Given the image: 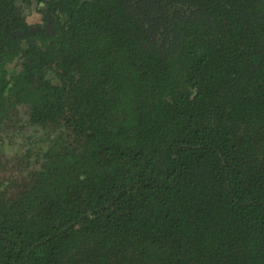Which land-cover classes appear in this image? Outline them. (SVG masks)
<instances>
[{"label": "trees", "instance_id": "1", "mask_svg": "<svg viewBox=\"0 0 264 264\" xmlns=\"http://www.w3.org/2000/svg\"><path fill=\"white\" fill-rule=\"evenodd\" d=\"M0 264H264V0H0Z\"/></svg>", "mask_w": 264, "mask_h": 264}, {"label": "flooded vegetation", "instance_id": "2", "mask_svg": "<svg viewBox=\"0 0 264 264\" xmlns=\"http://www.w3.org/2000/svg\"><path fill=\"white\" fill-rule=\"evenodd\" d=\"M36 19H37V21H35L33 24H31V22L28 21V24H29L31 27H34V28H32V29L30 30V32H31L33 29L37 31V30H39V28H40V29L45 30L46 33H49L50 30L47 28V24H46V25H43V24H42V21H41L39 18H36ZM39 26H41V27H39Z\"/></svg>", "mask_w": 264, "mask_h": 264}, {"label": "rangeland", "instance_id": "3", "mask_svg": "<svg viewBox=\"0 0 264 264\" xmlns=\"http://www.w3.org/2000/svg\"><path fill=\"white\" fill-rule=\"evenodd\" d=\"M36 18H37L36 15L33 14L32 16H29L28 21H30L31 24H33L35 21H37Z\"/></svg>", "mask_w": 264, "mask_h": 264}, {"label": "water", "instance_id": "4", "mask_svg": "<svg viewBox=\"0 0 264 264\" xmlns=\"http://www.w3.org/2000/svg\"><path fill=\"white\" fill-rule=\"evenodd\" d=\"M47 28H48L49 30H51L50 24H47Z\"/></svg>", "mask_w": 264, "mask_h": 264}]
</instances>
